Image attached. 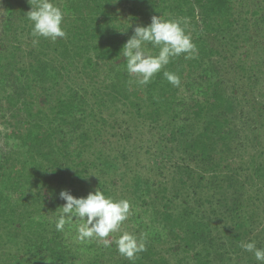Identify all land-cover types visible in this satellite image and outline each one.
<instances>
[{
  "label": "trees",
  "instance_id": "obj_1",
  "mask_svg": "<svg viewBox=\"0 0 264 264\" xmlns=\"http://www.w3.org/2000/svg\"><path fill=\"white\" fill-rule=\"evenodd\" d=\"M2 1L0 264H259L240 245L264 247V0H53L66 38L37 46L28 0ZM154 15L188 18L179 87L128 83L122 47ZM97 188L131 202L121 231L148 233L134 262L119 231H56L60 191Z\"/></svg>",
  "mask_w": 264,
  "mask_h": 264
},
{
  "label": "clouds",
  "instance_id": "obj_2",
  "mask_svg": "<svg viewBox=\"0 0 264 264\" xmlns=\"http://www.w3.org/2000/svg\"><path fill=\"white\" fill-rule=\"evenodd\" d=\"M116 2V0H115ZM31 10L27 19L31 22V35L34 37V46L39 44V38L50 39L55 42L58 38H66L64 26L65 11L53 0H28ZM188 18H164L152 16L147 26L139 25L134 28L133 35L126 41L122 49V57L126 60V71L129 76L135 77L129 84L147 86L152 79L163 70L164 78L174 87H179L181 79L174 72L165 70L166 66L184 55L185 59L195 58L197 48L188 29ZM158 49L153 52L149 49ZM59 197L66 203L55 221V229L63 232L71 221H84L76 227L77 239L81 242L93 239L103 242L110 247L113 241L110 234L121 232L115 239L116 250L128 259L135 261L138 254L147 250L148 233L139 235L128 231H121L123 223L128 219L131 211V202L127 199H116L98 188L89 192L86 197L72 195L68 190H61ZM75 218V219H74ZM242 249L252 253L259 264H264V247H257L256 241L241 243Z\"/></svg>",
  "mask_w": 264,
  "mask_h": 264
},
{
  "label": "rangeland",
  "instance_id": "obj_3",
  "mask_svg": "<svg viewBox=\"0 0 264 264\" xmlns=\"http://www.w3.org/2000/svg\"><path fill=\"white\" fill-rule=\"evenodd\" d=\"M2 14H3V1L2 0H0V20H1V17H2ZM117 20H118V24H120L121 22H124L125 20H128L129 21V23L131 24V20H132V18H131V16L130 15H127V14H125V15H123V16H117ZM131 128H133L134 126L133 125H131L130 126ZM133 141V140H132ZM134 142V141H133ZM123 227V226H122ZM122 229H124V228H122Z\"/></svg>",
  "mask_w": 264,
  "mask_h": 264
}]
</instances>
